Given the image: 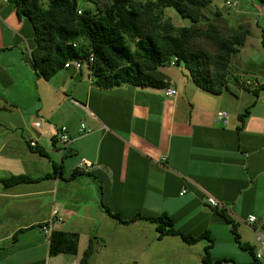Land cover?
I'll return each mask as SVG.
<instances>
[{
	"label": "crops",
	"instance_id": "obj_1",
	"mask_svg": "<svg viewBox=\"0 0 264 264\" xmlns=\"http://www.w3.org/2000/svg\"><path fill=\"white\" fill-rule=\"evenodd\" d=\"M33 43L30 23L0 0V264H80L91 241L88 264H125L131 257L137 264L156 242L176 252V264H202L206 239H158L154 223H123L104 205L125 219L137 212L167 213L178 230L209 231L213 259L261 264L237 245L218 212L236 221L254 253L262 248L257 234L264 235L263 106L253 114L261 96L241 125L239 115L255 99L248 102L246 89L234 80L229 87L234 83L239 91L214 95L199 88L184 66L160 67L167 76L164 87L103 88L86 68L60 69L45 79L33 67ZM169 88L176 93L166 95ZM221 111L229 114L227 125L213 121ZM81 122L91 131L80 132ZM62 125L69 131L67 144L57 138ZM47 174L55 176L14 186L2 182L11 175ZM54 212L63 218L54 230L78 234L75 253L51 254L41 226ZM249 215L257 217L252 225Z\"/></svg>",
	"mask_w": 264,
	"mask_h": 264
},
{
	"label": "trees",
	"instance_id": "obj_2",
	"mask_svg": "<svg viewBox=\"0 0 264 264\" xmlns=\"http://www.w3.org/2000/svg\"><path fill=\"white\" fill-rule=\"evenodd\" d=\"M8 1L32 27L34 43L30 58L36 74L45 79L63 69L67 61L85 60L93 55L94 60L89 66L94 83L99 87L110 88L123 84L164 87L167 76L160 67L172 64L176 58L175 64L183 65L191 80L211 94L220 95L229 91L231 80L251 91L256 98L264 90V83L251 88L242 78L231 76V58L244 44V33H233L225 37L219 32L213 34L208 31L206 43L196 42V35L200 30L195 24L201 20L203 9L212 0H103L101 5L98 0H90L95 5L94 9L80 8L78 0ZM167 7L175 9L182 17L190 18L192 24L176 26L164 22L163 13ZM78 9L82 10L81 14ZM256 100L239 115L241 125L251 113ZM54 173L56 175V170ZM78 173L80 172L76 171L70 178ZM55 175L47 174L40 178L11 175L3 178L2 182L5 186H14ZM104 208L110 216L123 223L136 220L154 223L158 239L166 235H178L188 244L206 239L208 244L202 264H237L229 257H211L210 249L214 238L209 231L196 235L185 233L175 227L174 219L167 213L145 216L137 212L125 219L106 205ZM218 212L230 225L237 245L248 250L255 258L254 248L241 239L236 221L225 210ZM50 242L51 254L75 253L78 234L53 230ZM93 252L94 244L91 241L80 264H88Z\"/></svg>",
	"mask_w": 264,
	"mask_h": 264
},
{
	"label": "rangeland",
	"instance_id": "obj_3",
	"mask_svg": "<svg viewBox=\"0 0 264 264\" xmlns=\"http://www.w3.org/2000/svg\"><path fill=\"white\" fill-rule=\"evenodd\" d=\"M98 1L100 5L103 4V0ZM78 4L80 8L84 9L95 8L94 3L90 0H78ZM163 14L164 22L173 23L176 26L192 24L190 18L182 17L173 8H164ZM195 25L200 30L196 35V42L199 44L208 41L206 38L208 31L213 34L219 32L225 37H229L233 33H244L246 36L244 44L231 58V76L240 77L244 82L250 84L264 83V0H212L203 9V17ZM169 67H183V65L170 64ZM230 88L233 91H239L234 83H231ZM242 95L248 99V102L249 99H256L252 92H247V90L243 91ZM260 96L259 105L253 108V114L256 109L259 112L262 106L264 109V90L260 92ZM150 249L146 260L137 264H176L177 260H180L174 250H165L163 242H156ZM131 261L125 264H135V261Z\"/></svg>",
	"mask_w": 264,
	"mask_h": 264
},
{
	"label": "built area",
	"instance_id": "obj_4",
	"mask_svg": "<svg viewBox=\"0 0 264 264\" xmlns=\"http://www.w3.org/2000/svg\"><path fill=\"white\" fill-rule=\"evenodd\" d=\"M78 13L81 14L82 10L78 9ZM263 42H264V37H263ZM93 60H94L93 55H90L88 57V59H85V60L72 59V60L65 62L63 69L75 68V69L80 70V69L86 68L87 71L90 74H92V70L90 69L89 65L93 62ZM175 61H176V58L172 61L173 65L175 64ZM175 93H176V91L174 89H171V88H169L165 91L166 95H173ZM72 101L75 104L79 105V102H77L75 100H72ZM228 119H229L228 112L227 111H221V112H218L214 116L213 121L219 125H227L229 122ZM39 125H40L39 121H36L34 123L35 127H38ZM79 131L82 133H87V132H90L91 129L89 127H87L85 122H81ZM58 138H59L60 142L63 144L69 143L70 135H69V131H68L67 126L62 125L59 127ZM30 144L33 147L37 146V143L35 140H32L30 142ZM85 163L90 165V163L87 161H85ZM184 192L185 191L183 190L182 193H184ZM208 200H209V203L211 205H213L214 207H219V202L215 198L210 197ZM62 220H63V218L56 215V212H54L49 219H47L46 221L43 222L41 228H42L43 232L45 233V235L48 237L49 241L51 240L52 232L54 230V225L56 223L62 222ZM255 221H257V217L254 215H249V217L247 219L248 224L252 225ZM257 241L262 245V248L258 249L255 252V258L260 260L261 264H264V250H263V248H264L263 247L264 246V235L258 233L257 234Z\"/></svg>",
	"mask_w": 264,
	"mask_h": 264
}]
</instances>
